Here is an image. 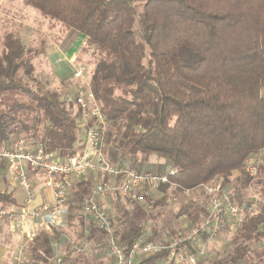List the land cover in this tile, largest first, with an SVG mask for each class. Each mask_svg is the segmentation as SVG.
I'll list each match as a JSON object with an SVG mask.
<instances>
[{"label":"trees","instance_id":"1","mask_svg":"<svg viewBox=\"0 0 264 264\" xmlns=\"http://www.w3.org/2000/svg\"><path fill=\"white\" fill-rule=\"evenodd\" d=\"M25 2L86 37L85 47L95 57L90 88L107 120L103 150L109 162L143 173L175 169L143 203L111 196V215L119 211L113 222L120 243L128 249L137 240L156 242V232L148 236L147 231L170 194L197 196L202 185L222 180L235 204H248L255 195L257 206L225 242L224 253L199 264H264V164L257 181L245 169L253 153L261 152L264 163V0ZM30 53L19 36H4L0 145L24 138L65 159L80 145L82 110L67 99L73 90L60 94L33 77ZM92 182H76V203L89 195ZM197 198L186 212L198 224L199 212L207 213ZM68 203L72 215L74 205ZM73 213L81 217L79 208ZM76 228L69 246L80 257L108 244L106 232L95 224L88 231L84 223ZM207 235L202 232L205 240ZM52 241L44 231L34 239L33 262L47 263L39 249L54 255ZM84 241L88 247L80 249ZM253 252L255 263L249 261ZM160 255L145 261L152 264Z\"/></svg>","mask_w":264,"mask_h":264},{"label":"built area","instance_id":"2","mask_svg":"<svg viewBox=\"0 0 264 264\" xmlns=\"http://www.w3.org/2000/svg\"><path fill=\"white\" fill-rule=\"evenodd\" d=\"M84 69L77 67L75 76L81 78ZM68 100H73L81 107L80 128L83 131L81 142L76 152L65 159H59L56 153L47 152L42 144H32L24 138H17L0 145V160H5L12 178L26 192V199L20 209L0 206V221L26 223L42 220L44 228L51 232L67 224V200L73 177L88 179L96 174L89 195L83 200L79 214L93 222L107 234L109 254L113 264H147L145 259L161 254L152 264H199L201 257L210 254L209 244L216 240L223 231L233 229L252 214L257 206L256 199L248 204L237 205L232 195L222 187L221 181L205 185L209 194L205 204L206 216L200 223L187 220L184 231L167 242H134L128 249L120 243L118 227L113 222L111 207L101 201L114 196L143 203L148 194H153L158 187L169 181L175 169L167 168V173L138 172L133 168L114 165L107 159L103 146L107 120L98 106L95 94L90 88V81L83 89L69 92ZM262 162L261 152L250 154L246 159V171L255 179ZM30 171L43 173L46 185L54 190L52 202L35 203V191ZM5 189L0 187V196ZM205 231L207 240L202 237ZM190 243L193 247L187 246ZM73 243V241H72ZM84 241L80 249H86ZM208 257V256H207ZM52 264H67L61 254L52 259Z\"/></svg>","mask_w":264,"mask_h":264},{"label":"rangeland","instance_id":"3","mask_svg":"<svg viewBox=\"0 0 264 264\" xmlns=\"http://www.w3.org/2000/svg\"><path fill=\"white\" fill-rule=\"evenodd\" d=\"M5 11L7 13H10L12 16L4 15V13L0 15V57L3 53L2 45L4 36L8 33H13L14 35L19 36L24 42V44L31 50L29 57L31 58L30 60L34 66L33 77H35L37 81H39L43 86H45L46 89L58 91L60 94H63L66 90H69L70 88L76 87V90L85 88L86 83L90 81L91 74L95 68V57L92 54L91 48H87L85 47V45L81 48L82 50L79 55V63L77 64V66L84 69V75L81 78H77L74 74L76 78V83H71L69 84V86H62L61 84H57L55 82L54 77L51 74L49 68L50 66L45 54L46 48H48V46L52 43H59L60 45H63V47L64 45H67L71 41V39H73V37L77 34L76 31H74L73 29H69L68 27L64 26L63 24L57 22L56 20L50 17H47L46 15L42 14L39 10L28 5L26 2L22 5L18 2V4L16 3L12 7H10V5L6 3L4 4V8L2 9V12ZM21 77L25 82L28 81L30 85H33V82L29 80L26 75L21 74ZM263 164L264 163L262 162L261 165ZM235 173L239 174L238 171ZM91 176L93 180V185L96 178V174L92 173ZM220 181L222 182V180H219V182ZM256 181H254L253 184ZM205 191V185H202V187H200L197 192V194L199 195H197L198 198L196 194L191 196L183 195L176 197L174 194H170L165 200L164 204L157 207L158 215L156 219L152 220V223L149 225L150 228H148L147 235L152 236L154 234L153 231H155V239L153 241L156 242L167 241L170 237L172 239L176 238L178 234L182 233V231L184 230L183 227L185 228L186 222H188L187 220H189L187 218L189 216L186 210L191 207L192 198H197L200 205L202 207H205V204L207 203V193ZM256 197L257 196L253 195L251 199H254ZM69 201L70 204L72 202L74 203V210L75 208L80 209L81 201L76 203L73 197H71ZM101 203L104 205H109L112 211L113 200L111 199V197L103 199ZM124 205L127 208H131V205L129 203H126ZM118 213L119 211L117 209L115 212L113 211V216H115V219H117V221H119ZM199 214H201L202 217H198V220H201L204 217V214L202 211H200ZM68 219V226H66L65 228L63 225L62 227H64V231L71 237L77 236L76 227L79 226V224L81 225V223H84L85 226L88 228H91V225L94 224L91 221H88L80 216L73 214L68 215ZM26 224L27 223H24L23 225ZM232 233L230 235H232L233 237L236 232L233 234ZM230 235H225V238L227 239L225 242H228L231 239ZM66 239L68 240V243L72 242L71 238ZM225 242L223 244L218 243L217 247L216 245L209 244V249H212L211 253H213V255L218 252L224 253V250L226 249L224 247ZM99 245V253L103 254L102 258L100 259L101 262H99V264H113L112 257L106 254L109 253V246L106 241L100 243ZM253 249L255 248L253 247ZM90 253L91 250H89L88 248L85 254L82 257L78 256V258L81 259L84 257L85 259H87V256H89ZM254 257L255 252L251 254V256L249 257V261H253V263H255Z\"/></svg>","mask_w":264,"mask_h":264},{"label":"crops","instance_id":"4","mask_svg":"<svg viewBox=\"0 0 264 264\" xmlns=\"http://www.w3.org/2000/svg\"><path fill=\"white\" fill-rule=\"evenodd\" d=\"M18 2L21 5L25 4L24 0H0V15L4 13V15L12 16L6 11L2 12L4 4L8 3L10 7H12L14 4H18ZM85 43L86 37L81 33H77L67 45H64V47L63 45L55 42L46 48L45 54L50 66L49 68L57 84L69 86L71 83H76L74 74L76 68L78 67L77 64L79 63V55L82 50L81 48L85 45ZM74 89H76V87L70 88L69 90ZM236 174L237 173H234V175ZM30 176L32 178L35 191V203L40 204L43 202H52L54 200V190L52 187L46 185L45 175L43 173L30 171ZM88 179H92V176ZM81 180L83 179L76 177H73L71 180L72 182L69 188L66 209L67 219L68 215H70L69 208L71 207H69V199L73 197L76 182ZM0 187L5 189V193L0 196V206L15 209H20L23 206L26 199V192L12 178L5 160H0ZM72 205H74V203H72ZM72 214L75 215L73 211ZM81 217L83 218V216ZM26 223V225H23L24 223H13L10 220L0 221V264L38 263L35 261L33 262V255L30 247L32 246L34 239L43 231L53 238L52 245L54 246V255L52 256L46 255L42 250L39 249L40 255L43 256L47 261L46 264H52L51 261L57 254H61L68 264H99L103 254H100L98 250H96L95 253H90L89 256H87V259L84 257L81 258L84 261L83 263L80 261V258H78L79 253L74 251V249L69 246L70 242L68 243V240L66 239L71 238L75 240L76 237H71L64 231V227L66 228L68 224H66L64 227L56 228L49 232L44 228L42 220ZM88 229L89 228L87 227L86 230L88 231ZM236 231L234 228L227 230L229 235L230 233H235ZM227 232L226 230L223 231L222 234L210 244L216 245V247L218 243L223 244L227 240L225 238ZM211 252L212 249L210 250V254L207 256L211 257L213 255ZM106 254L110 256L109 253ZM39 264H42V262H39Z\"/></svg>","mask_w":264,"mask_h":264}]
</instances>
